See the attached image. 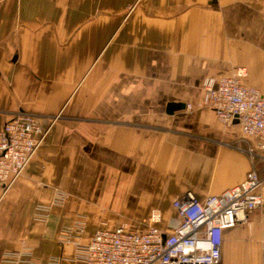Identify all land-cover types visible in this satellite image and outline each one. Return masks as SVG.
<instances>
[{
  "label": "crops",
  "instance_id": "obj_1",
  "mask_svg": "<svg viewBox=\"0 0 264 264\" xmlns=\"http://www.w3.org/2000/svg\"><path fill=\"white\" fill-rule=\"evenodd\" d=\"M237 66L264 92V0H0V123L25 109L48 128L0 185V264H85L76 242L97 228L144 229L157 207L172 231L174 199L243 180L240 125L202 88ZM257 168L263 201L222 230L217 264H264V158Z\"/></svg>",
  "mask_w": 264,
  "mask_h": 264
},
{
  "label": "built area",
  "instance_id": "obj_2",
  "mask_svg": "<svg viewBox=\"0 0 264 264\" xmlns=\"http://www.w3.org/2000/svg\"><path fill=\"white\" fill-rule=\"evenodd\" d=\"M247 70L237 66L229 74L206 78L202 83L205 103L227 124L238 121L237 144L250 160V168L239 183L203 200L191 192L173 200L180 220L172 231L160 226L161 210L152 208L144 229L118 224L97 228L85 243L76 242L75 258L85 264H217L221 256L222 230L247 218L263 201V178L257 168L264 148V92L243 82ZM191 103H187V109ZM48 128L37 112L15 109L0 123V185L5 189L28 164ZM84 220L63 225L59 235L67 241L78 236ZM23 253H16L20 259ZM47 264H59L58 258Z\"/></svg>",
  "mask_w": 264,
  "mask_h": 264
}]
</instances>
